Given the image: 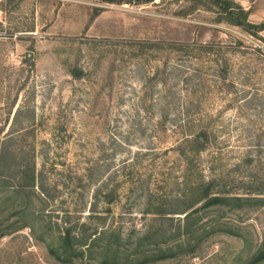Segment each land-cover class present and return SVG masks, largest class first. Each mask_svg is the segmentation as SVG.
<instances>
[{
	"label": "rangeland",
	"instance_id": "rangeland-1",
	"mask_svg": "<svg viewBox=\"0 0 264 264\" xmlns=\"http://www.w3.org/2000/svg\"><path fill=\"white\" fill-rule=\"evenodd\" d=\"M227 1L233 15L213 0H0V264H111L114 236L119 259L141 241V264L250 263L264 0ZM205 188L250 202L202 210L188 232Z\"/></svg>",
	"mask_w": 264,
	"mask_h": 264
},
{
	"label": "trees",
	"instance_id": "trees-1",
	"mask_svg": "<svg viewBox=\"0 0 264 264\" xmlns=\"http://www.w3.org/2000/svg\"><path fill=\"white\" fill-rule=\"evenodd\" d=\"M148 1H152V0H148ZM213 4H215L218 7H221L224 10V13H228V15H233V7L230 6V2H228L227 0H213ZM238 8V7H237ZM240 9V8H238ZM240 17L241 19L245 20L247 17V13L245 11L240 10ZM256 28V26H255ZM257 29L259 31H263L264 30V24H261L259 26H257ZM200 143V142H198ZM34 179V178H32ZM201 200L203 201V204L201 205L200 208H196L194 210H192L191 212H189L187 215H185V224H187L186 227V231H191L189 230V219L192 218L195 214L201 212L202 210L205 209H209V208H213V207H218V208H228V207H241L242 204L245 203H249L250 200L246 199L243 200V198H238V197H223V196H211L208 194V191L205 189L201 190ZM258 202V201H257ZM259 204H263L262 201H259ZM194 206L190 207L193 208ZM187 233V232H186ZM190 233H194L193 231ZM67 236H61L58 239V245H59V250H61V254L62 256H67L68 253L71 251V246L66 245L65 246V242L67 241V239L69 238V233L67 232L66 234ZM114 241H112L111 243H107L104 246V249L102 250V255L105 254V259L107 261V263H111V264H141L140 262H135V260H133L135 257H138L139 255H141V246L142 243L140 241V243H138V245L136 246V248L134 249V251L132 252V254L127 255L126 257H123L121 259H119L117 257V253H118V248H119V238L118 236H114ZM101 238L100 236H95L92 240H90V243L87 244V242L82 241V240H75L76 243L81 244V246H87V249L90 248H94L96 245L99 244ZM112 250L111 255H106V253L110 252ZM74 252H71V255ZM134 257L133 259L131 257ZM264 263V238L262 239L261 243L259 244V246L257 247V249L255 250V252L251 255L250 257V263L249 264H261Z\"/></svg>",
	"mask_w": 264,
	"mask_h": 264
}]
</instances>
